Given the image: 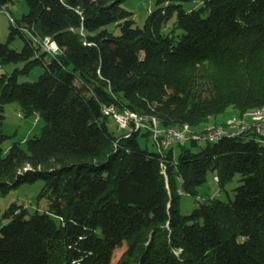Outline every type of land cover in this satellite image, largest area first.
I'll use <instances>...</instances> for the list:
<instances>
[{
  "label": "trees",
  "instance_id": "obj_1",
  "mask_svg": "<svg viewBox=\"0 0 264 264\" xmlns=\"http://www.w3.org/2000/svg\"><path fill=\"white\" fill-rule=\"evenodd\" d=\"M124 1L25 0L0 42V68L17 66L0 74V196L42 180L49 202L6 210L0 264H264V141L253 130L150 152L139 137L151 130L131 123L118 136L103 111L201 134L229 107L264 108V0H157L143 27ZM18 36L22 50L11 46ZM47 38L60 49L52 59ZM37 67V81H19ZM11 102L46 124L26 150L5 153ZM211 171L223 190L240 176L234 198L182 214L180 192L197 196Z\"/></svg>",
  "mask_w": 264,
  "mask_h": 264
},
{
  "label": "rangeland",
  "instance_id": "obj_2",
  "mask_svg": "<svg viewBox=\"0 0 264 264\" xmlns=\"http://www.w3.org/2000/svg\"><path fill=\"white\" fill-rule=\"evenodd\" d=\"M188 6L192 7L194 5ZM123 7L131 13L130 18L134 21V25L137 27H143L149 14L153 10L157 9V0H125L123 2ZM27 12L28 8L25 0H14L0 12V42H5L8 40L10 27L13 24L10 21V16L15 19H20L24 14H27ZM175 21L176 18H174L167 25L166 31L172 29ZM108 29L116 35L120 34L119 28H117L115 25L108 26ZM48 40L49 39H45L43 41L42 51H46L48 48L46 46ZM23 45L24 41L18 36L15 40H13L11 46L14 49L22 50ZM52 57L53 54L49 53L48 59H52ZM16 67V65L11 64L4 68H0V74L2 72L11 73ZM18 67H22V65H18ZM43 72V67H37L31 71L29 75H21L19 81L35 82ZM248 112L249 111L240 115L238 110H236L234 107H229L224 113L211 118L203 126L207 130L208 128L213 127H228L231 125H237L241 122H245L247 124H252L253 122L255 123L254 118ZM45 124L46 123L44 119L40 116H25L18 102L8 103L5 106V121L3 124V132L9 136V139L3 145L5 153H8L14 143H19L21 147L26 150V141L30 138L41 136ZM109 128L118 136H122L125 133L132 131L130 130L132 129L131 125L128 126L127 129H120L113 118L109 119ZM187 129L191 128L188 126ZM142 130H147V128H142ZM139 142L142 148H147L150 152H156L158 150L156 144L153 142V138L146 139L140 135ZM174 150L178 152L179 146L175 145ZM217 179L216 173L211 171L208 173L207 182L197 189V196L185 194L183 191L180 192L182 195L180 199V209L182 214L189 215L201 204L208 203L214 199L228 201L230 198H234V189L241 184L240 176L236 175L231 182L226 184L224 190L218 185ZM44 187V181L39 180L32 184L25 183L19 186L17 189L10 191L8 194L1 195L0 229L9 222V219L4 216V213L13 204L26 208L30 213H34L36 210L41 212L48 210V199L41 195ZM125 248L126 247H123L115 251L113 263H116V261L121 257Z\"/></svg>",
  "mask_w": 264,
  "mask_h": 264
},
{
  "label": "built area",
  "instance_id": "obj_3",
  "mask_svg": "<svg viewBox=\"0 0 264 264\" xmlns=\"http://www.w3.org/2000/svg\"><path fill=\"white\" fill-rule=\"evenodd\" d=\"M10 21L14 23V18L10 16ZM47 43V42H46ZM48 48H51L49 42L46 44ZM109 111V116H112L115 119L116 124L120 129H127L131 123H134V128H147L151 130L153 134L154 142L157 148L165 150L166 144L171 141H181V144L189 140V137H193L200 141L211 142V138H217L222 133H226V127H213L208 128L204 133H187L182 130V127H171V128H161L158 123H153L152 120L147 118H141L138 114L133 112L118 113L114 107H106ZM251 116L254 118L255 123L245 124L241 122L234 126V133H245L248 130H253L257 137H264V108L263 113H253ZM131 130V129H130Z\"/></svg>",
  "mask_w": 264,
  "mask_h": 264
},
{
  "label": "bare ground",
  "instance_id": "obj_4",
  "mask_svg": "<svg viewBox=\"0 0 264 264\" xmlns=\"http://www.w3.org/2000/svg\"><path fill=\"white\" fill-rule=\"evenodd\" d=\"M49 39V38H47ZM51 48H47L46 50L51 53V54H56V53H59L60 52V49L58 47V45L56 44L55 41H52V40H48ZM103 111L104 113L109 116V111L107 110L106 106L103 107ZM250 115L253 114V113H263V108L261 109H257V110H253V111H249L248 112ZM141 118H147L149 119L147 116H140ZM149 120H152L153 123H158L157 119L155 118H152V119H149ZM236 120V119H235ZM237 124V123H236ZM247 124V123H245ZM188 128V125H184V127H182V130L183 131H186L187 133H194L191 129H187ZM241 136H244L243 133H234V126H228L226 127V133H222L220 136H217V138H211V142H217L219 141L221 138L223 137H232V138H236V137H241ZM153 138V134L151 135L150 139ZM257 139L259 141H264V137H257ZM153 142H154V139H153ZM176 144H181V141H171L170 143L166 144L165 146V150H167L168 148L176 145ZM158 150L160 152H163L162 149H159Z\"/></svg>",
  "mask_w": 264,
  "mask_h": 264
}]
</instances>
